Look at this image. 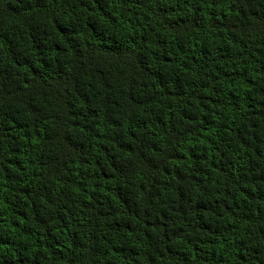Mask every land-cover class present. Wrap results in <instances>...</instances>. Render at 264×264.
Instances as JSON below:
<instances>
[{
  "label": "trees",
  "instance_id": "trees-1",
  "mask_svg": "<svg viewBox=\"0 0 264 264\" xmlns=\"http://www.w3.org/2000/svg\"><path fill=\"white\" fill-rule=\"evenodd\" d=\"M0 264H264V0H0Z\"/></svg>",
  "mask_w": 264,
  "mask_h": 264
}]
</instances>
